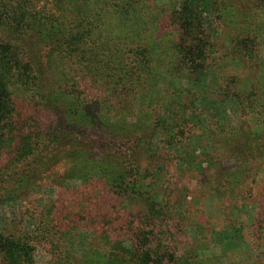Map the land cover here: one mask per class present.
I'll use <instances>...</instances> for the list:
<instances>
[{
	"label": "trees",
	"instance_id": "1",
	"mask_svg": "<svg viewBox=\"0 0 264 264\" xmlns=\"http://www.w3.org/2000/svg\"><path fill=\"white\" fill-rule=\"evenodd\" d=\"M262 34L264 0H0V210L25 214L44 184L56 188L50 209L28 211L30 232L0 229V264L176 258L152 201L157 146L202 131L215 156L237 161L209 176V192L235 198L254 184ZM209 69L238 127L197 128L209 124L195 90Z\"/></svg>",
	"mask_w": 264,
	"mask_h": 264
},
{
	"label": "rangeland",
	"instance_id": "2",
	"mask_svg": "<svg viewBox=\"0 0 264 264\" xmlns=\"http://www.w3.org/2000/svg\"><path fill=\"white\" fill-rule=\"evenodd\" d=\"M258 52L259 65L264 69V34ZM186 81L183 74L179 82L186 85ZM195 90L196 105L205 109L209 121H198L197 128L215 122L239 126V107L220 96L210 69L199 75ZM157 147L160 157L154 159L152 166L157 181L152 201L165 212L167 223H163L162 230L167 232L162 245L172 241V246L178 248L172 252L176 258L163 264H264V168L254 184L238 197H222L209 192L206 183L214 171L233 168L237 161L215 156L205 133H192L181 145L173 147L175 150ZM186 168L194 173H185ZM54 171L61 175L63 170ZM199 172L202 173L197 176ZM46 184L30 204H23L21 212L27 213H20L15 205L1 209L0 229L30 232L35 220L28 211H38L35 206L50 209L56 200L55 186ZM86 240L82 241L84 245L89 241Z\"/></svg>",
	"mask_w": 264,
	"mask_h": 264
}]
</instances>
